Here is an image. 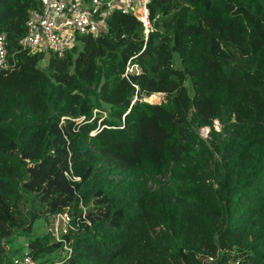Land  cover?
<instances>
[{"label":"trees","instance_id":"trees-1","mask_svg":"<svg viewBox=\"0 0 264 264\" xmlns=\"http://www.w3.org/2000/svg\"><path fill=\"white\" fill-rule=\"evenodd\" d=\"M36 6L0 0V264L58 212L63 264H264V0H149L61 56L18 47Z\"/></svg>","mask_w":264,"mask_h":264},{"label":"built area","instance_id":"built-area-1","mask_svg":"<svg viewBox=\"0 0 264 264\" xmlns=\"http://www.w3.org/2000/svg\"><path fill=\"white\" fill-rule=\"evenodd\" d=\"M24 21V34L18 41L20 50L31 52L50 50L61 56L76 43L81 35H97L106 31L109 16L114 13L130 14L142 25L146 36L149 0H36ZM5 36L0 34V69L7 66ZM137 71L134 65L126 63L124 72ZM70 216L66 212L50 215L46 232L52 241L61 243L60 255L50 262L33 259L25 248L17 255L10 256L9 264H63L70 248L62 238L67 234ZM3 246V245H2ZM4 253L6 247L3 246Z\"/></svg>","mask_w":264,"mask_h":264},{"label":"rangeland","instance_id":"rangeland-1","mask_svg":"<svg viewBox=\"0 0 264 264\" xmlns=\"http://www.w3.org/2000/svg\"><path fill=\"white\" fill-rule=\"evenodd\" d=\"M175 59V58H174ZM175 63L177 64V60L175 59ZM46 65V60L42 59L39 60L37 63V67H39L40 69H44ZM161 99V95L160 94H155L154 98L152 100L154 101H159ZM212 127L215 130H219L220 125L218 123L217 120H214L212 122ZM209 128L208 127H202L199 128L198 133L201 137L205 138L208 134ZM50 221V216L47 218H39L36 219L33 223V226L31 228L30 233H16L13 234V236H11L8 241L2 240L1 243L3 244L4 247H6V254L8 253L12 254V255H17L19 254L24 248H25V244L27 243L26 237L28 236V234H30L31 237L33 236H42V235H47L48 233L46 232L47 230V226L49 224ZM138 224L142 222V219L139 218L137 220ZM49 238V241H52L51 236H49V234L47 235ZM60 249H57L56 251H54L53 253H51L50 255H47V257L51 260L56 259L57 257H59L60 253ZM57 253V254H56ZM157 264H182L179 260V258L175 255L172 254H168L164 259L159 258L157 261Z\"/></svg>","mask_w":264,"mask_h":264},{"label":"bare ground","instance_id":"bare-ground-1","mask_svg":"<svg viewBox=\"0 0 264 264\" xmlns=\"http://www.w3.org/2000/svg\"><path fill=\"white\" fill-rule=\"evenodd\" d=\"M155 95L150 96L149 98H147L148 100H152L154 98Z\"/></svg>","mask_w":264,"mask_h":264}]
</instances>
